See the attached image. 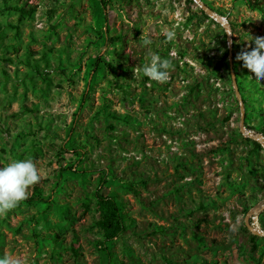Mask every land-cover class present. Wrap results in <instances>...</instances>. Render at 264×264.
Returning <instances> with one entry per match:
<instances>
[{
	"label": "rangeland",
	"instance_id": "374dc122",
	"mask_svg": "<svg viewBox=\"0 0 264 264\" xmlns=\"http://www.w3.org/2000/svg\"><path fill=\"white\" fill-rule=\"evenodd\" d=\"M200 2L229 36L195 0H111L104 13L95 0H0V167L31 158L41 179L27 197L39 187L48 202L0 214V256L258 264L264 233L251 241L246 220L264 232V147L251 136L264 79L236 56L264 35V0ZM153 54L169 61L164 80L142 71ZM98 57L112 69L95 72ZM99 186L129 217L111 262Z\"/></svg>",
	"mask_w": 264,
	"mask_h": 264
},
{
	"label": "clouds",
	"instance_id": "9594fccd",
	"mask_svg": "<svg viewBox=\"0 0 264 264\" xmlns=\"http://www.w3.org/2000/svg\"><path fill=\"white\" fill-rule=\"evenodd\" d=\"M171 35L168 34L169 39ZM251 41L255 46L249 44L248 48L237 54L236 59L242 60L245 67L252 70L258 78L264 79V35L252 37ZM143 43L149 45L152 41L144 37ZM141 67L145 76L161 81L168 76L169 61L153 54L150 61ZM40 179V171L31 158L15 160L0 167V214L26 199L29 186L39 182ZM0 264H19V261L5 255L0 256Z\"/></svg>",
	"mask_w": 264,
	"mask_h": 264
},
{
	"label": "trees",
	"instance_id": "16d2710c",
	"mask_svg": "<svg viewBox=\"0 0 264 264\" xmlns=\"http://www.w3.org/2000/svg\"><path fill=\"white\" fill-rule=\"evenodd\" d=\"M97 3L102 5L103 13L106 12L107 5L111 0H95ZM21 13H25L24 9L19 10ZM105 19L107 17L105 15ZM107 66L109 69H112V66L106 62H103L99 57L92 63L93 69L97 72L101 67ZM227 67L230 68L229 62H227ZM235 69V68H234ZM236 72V70H235ZM264 135V129L261 130ZM256 147L262 148V145L256 141ZM71 148L68 150V153H72ZM132 189V186H130ZM94 198L96 199L97 209L99 212V220L97 221V226L102 233V241L100 242L101 250L104 253L105 259L108 262H111L113 254L110 250L111 243L122 236V234L127 229V221L129 220L128 215L125 213V208L122 203H120L115 196L104 194L101 186H99L94 194ZM26 203H36V202H47L46 199L42 197V192L39 187H35L32 195L22 200ZM86 208L89 209L90 206L88 203L85 204ZM48 207V206H47ZM258 239V236L252 234L250 236V240L255 242ZM264 255L260 258L258 264L262 263Z\"/></svg>",
	"mask_w": 264,
	"mask_h": 264
},
{
	"label": "water",
	"instance_id": "95a60500",
	"mask_svg": "<svg viewBox=\"0 0 264 264\" xmlns=\"http://www.w3.org/2000/svg\"><path fill=\"white\" fill-rule=\"evenodd\" d=\"M195 2H197L206 12H208L210 15H213L215 16L217 19H219L223 25L225 26V28L227 29V34L228 36L230 35V28H229V25L227 24V22L220 18L219 16H217L213 10L207 8L205 5H203L200 0H195ZM229 65H230V72H231V75H232V78H233V83H234V86H235V89H236V94L238 96V98H240V92L237 88V81H236V74H235V69H234V60H233V50L232 48H230V51H229ZM242 126L244 127V117H243V121H242ZM251 136L257 140L263 147H264V135L263 134H251ZM246 225L248 227L249 230L252 231L253 234L255 235H261L263 234L264 232L256 227H254L253 225H251L249 222H248V219L246 220ZM261 264H264V257H263V260H262V263Z\"/></svg>",
	"mask_w": 264,
	"mask_h": 264
}]
</instances>
